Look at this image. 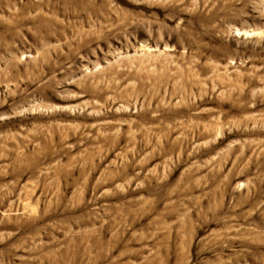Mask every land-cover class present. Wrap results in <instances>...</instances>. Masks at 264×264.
Listing matches in <instances>:
<instances>
[{
	"label": "rangeland",
	"instance_id": "374dc122",
	"mask_svg": "<svg viewBox=\"0 0 264 264\" xmlns=\"http://www.w3.org/2000/svg\"><path fill=\"white\" fill-rule=\"evenodd\" d=\"M0 264H264V0H0Z\"/></svg>",
	"mask_w": 264,
	"mask_h": 264
}]
</instances>
